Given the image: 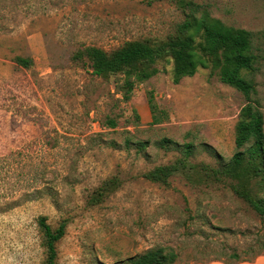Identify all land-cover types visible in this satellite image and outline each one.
<instances>
[{"label":"rangeland","instance_id":"rangeland-1","mask_svg":"<svg viewBox=\"0 0 264 264\" xmlns=\"http://www.w3.org/2000/svg\"><path fill=\"white\" fill-rule=\"evenodd\" d=\"M193 1L253 33L260 60L250 77L264 111V0ZM188 11L173 0H0V264H43L40 215L54 228L67 221L61 264H132L157 246L175 249V264L264 255V218L232 190L238 180L205 169L237 151L247 96L211 68L175 83L166 57L126 99L119 75L98 76L76 56L88 46L165 41ZM163 138L181 147L158 146ZM188 142L196 149L169 185L145 177L183 159ZM113 177L115 189H97ZM246 178L264 198V176ZM44 182L51 186L41 198L21 201Z\"/></svg>","mask_w":264,"mask_h":264},{"label":"trees","instance_id":"trees-1","mask_svg":"<svg viewBox=\"0 0 264 264\" xmlns=\"http://www.w3.org/2000/svg\"><path fill=\"white\" fill-rule=\"evenodd\" d=\"M173 1L182 5L184 10L189 8V11L185 20L177 26L176 32L167 40L152 44L146 40H129L113 51L88 46L76 56H87L93 73L98 76L119 75L123 80L120 88L124 90L126 99L130 98L137 83L158 73L156 64L166 57L173 61L172 78L175 83L180 82L183 77L194 75L201 68H211L212 73H217L223 82L242 91L247 96V102L241 108L240 119L236 125L237 151L230 161L221 163L217 168L207 166L205 169L216 179L229 177L238 180L232 184V190L247 200L264 218V198L248 189L249 179L246 178L249 175L264 176V111L262 98L258 96L257 83L250 77L257 72L260 60L253 33L244 28L227 25L193 0ZM17 63L31 67L33 60L19 56ZM154 120L159 122L158 118ZM108 123L111 126L117 124L113 118ZM127 143L131 144L129 140ZM156 144L166 149L181 147L170 138H163ZM138 145V150H143L148 142L139 141ZM182 148L183 159H178L171 165L157 166L146 172L145 177L169 185L170 177L188 166L186 161L194 153L196 146L188 142ZM118 185L119 178L113 177L97 189H115ZM49 186V183L44 182L43 186L25 190L21 201L41 198V189ZM37 222L45 245L46 256L43 264H61L58 260L57 243L66 234L67 221L63 220L54 228L48 222L47 216L40 215ZM178 257L175 249L157 246L131 257L130 261L132 264H175Z\"/></svg>","mask_w":264,"mask_h":264},{"label":"crops","instance_id":"crops-1","mask_svg":"<svg viewBox=\"0 0 264 264\" xmlns=\"http://www.w3.org/2000/svg\"><path fill=\"white\" fill-rule=\"evenodd\" d=\"M194 264H229V263H226L225 261H222V260H214L211 262L194 263ZM236 264H264V255H260L252 261H241V262H238Z\"/></svg>","mask_w":264,"mask_h":264}]
</instances>
